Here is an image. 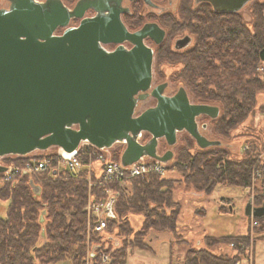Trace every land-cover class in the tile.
I'll return each mask as SVG.
<instances>
[{"label": "trees", "instance_id": "trees-1", "mask_svg": "<svg viewBox=\"0 0 264 264\" xmlns=\"http://www.w3.org/2000/svg\"><path fill=\"white\" fill-rule=\"evenodd\" d=\"M73 1L63 0L65 4ZM152 1L158 5L164 0ZM201 4L204 6L197 8ZM198 5L191 0H179L175 14L170 10L156 11L157 6L143 8L133 3L131 11L125 13V20L129 28L140 27L149 20L160 23L167 35L158 46H165L169 36L188 27L195 35L193 45L183 52L171 51L169 57L158 53L155 64L162 61L180 63L174 79L181 82L193 101L219 107L218 116L210 119L211 129L216 135L229 138L231 132L253 113L257 93L264 91V75L259 70L264 63V1L255 3L252 30L237 12L216 11L209 3ZM183 138L185 142L177 149L175 163L165 165L166 169L177 167L179 180L184 184L206 194L219 184L247 187L253 170L258 169L260 177L256 180L260 183V195L255 203L260 205L264 201V161L256 159L254 152L259 146L253 142L255 140L247 137L242 155L233 157L228 148L221 145L194 147V139L188 135ZM56 153L57 147L52 146L39 154L6 155L4 160L21 164L31 157L54 158ZM120 154V149L115 151L112 160L118 161ZM82 160L84 168L77 174L66 169L56 174L54 171L21 174L15 181L0 186V199L8 200L5 214L0 215V264L58 261L86 264L90 249H93L90 254L94 264H126L127 242L132 247L146 249L148 244L144 238L149 231L176 233L180 205L173 199V186L177 180L151 173L133 176L124 182L112 180L100 184V173H96L93 163L90 171L86 167L90 158L85 154ZM52 163L56 164V159ZM35 177H39V181H34ZM106 189L112 191L113 196L108 195ZM109 197L113 199L112 215L107 216L105 229L91 231L88 199L100 202ZM129 215L142 216L138 230H133ZM41 218L45 220V241L38 245ZM254 218L261 223L259 231H264V216ZM110 232L123 237L121 246L111 244ZM130 235L133 239L128 238ZM202 240L203 247L185 249L182 264H236L250 243L247 234L204 235ZM231 243L235 252L211 250L214 245ZM103 254L109 256L108 262H101Z\"/></svg>", "mask_w": 264, "mask_h": 264}, {"label": "water", "instance_id": "water-1", "mask_svg": "<svg viewBox=\"0 0 264 264\" xmlns=\"http://www.w3.org/2000/svg\"><path fill=\"white\" fill-rule=\"evenodd\" d=\"M7 1L0 7V157L52 146L70 153L81 142L100 149L123 143V165L146 156L166 164L173 151L159 153L160 138L169 147L185 131L200 148L222 144L201 132L206 123L197 122L202 115L216 118L217 105L190 102L183 86L172 95L164 92L166 82L152 86L153 52L144 39L158 44L164 29L151 21L129 31L120 16L128 11L123 0H76L72 7L63 0ZM194 1L237 12L251 0ZM88 10L94 14L86 16ZM72 19L78 24L69 25ZM189 41V36L178 38L175 47ZM108 43L118 45L107 50L103 44ZM148 96L155 105L136 113ZM143 131L150 134L144 143L139 140ZM6 168L0 165V172ZM112 203L110 198L109 216ZM244 213L263 217L264 201L248 200Z\"/></svg>", "mask_w": 264, "mask_h": 264}, {"label": "rangeland", "instance_id": "rangeland-1", "mask_svg": "<svg viewBox=\"0 0 264 264\" xmlns=\"http://www.w3.org/2000/svg\"><path fill=\"white\" fill-rule=\"evenodd\" d=\"M177 1V2H176ZM164 0L157 5V10H170L175 14L178 13L177 6L179 0ZM192 1V0H191ZM264 0H251L237 11L238 16L248 24V27L252 30V23L254 22V6L255 3H261ZM76 2L67 3L66 5L72 7ZM192 4L194 2L192 1ZM7 0H0V7L7 6ZM142 5L141 7H145ZM176 6V7H175ZM264 14V11H263ZM75 21H71L69 25L76 24ZM62 30V29H61ZM57 30V32H61ZM184 31H180L174 35L169 36L168 42L165 46H174V40L178 37L183 36ZM147 43V42H146ZM150 43V42H149ZM150 45H152L150 43ZM181 64L176 62L162 61L159 65L155 64L153 60V76L156 78L154 82L162 81L166 78H172L173 82L169 83L167 93H172L177 85H182L177 79H174V72L180 68ZM256 107L240 125H238L232 132L229 138H223L216 135L211 129L212 121L210 118L203 116L202 119L206 121V128L204 133L214 139L221 140V146L228 148L231 156L238 157L242 155L246 145V138L250 137L251 140H255L259 147L255 153L258 162L264 161V91L258 92L256 95ZM154 103V99H146L139 103L136 108V113L142 111L145 107ZM247 134H244L246 133ZM188 135L187 132L181 131L177 133V141L172 146H167L164 139H160L158 147L161 150L171 148L173 151V157L169 161L172 164L175 163V154L178 147L182 146L185 141L184 136ZM192 138V137H191ZM256 138V139H254ZM193 139V138H192ZM82 144V143H81ZM196 147V143L194 141ZM249 145V143H248ZM124 144L114 143L110 148L103 149L101 152L104 157L112 159L115 151L122 152ZM59 148H57L58 150ZM54 149H51L53 151ZM159 150V149H158ZM194 150V148H193ZM192 150V151H193ZM40 151L33 153L39 154ZM121 155V154H120ZM0 162H3L7 166L15 167L21 164L7 163L4 157L0 158ZM93 165L96 169V173H100V161L94 160ZM185 165L182 166L184 169ZM165 176L177 180L173 186V199L180 205L179 213L177 215V229L176 235L168 231H149L144 240L148 244V248L142 249L139 247H132L128 242L125 244L127 259L126 264H182L184 251L188 246L203 247V236H221V235H237L247 234L249 236V246L241 254L239 264H264V231H259L261 223L258 225H251L250 216H246L244 213V207L248 200H251L253 205H256V197H258L260 183L257 180H252L250 185L247 187L228 186V185H217L210 194H206L204 191H198L188 184H184L180 178V170L173 166L171 169H166ZM18 175H10L6 179L5 175H0V186L5 182L15 181ZM5 177V178H4ZM15 178V179H14ZM34 181H39V177H35ZM93 184V183H92ZM108 195L113 196V192L106 189ZM110 198V197H109ZM103 198L100 200L102 203H107L110 199ZM95 200V199H94ZM96 201V200H95ZM97 202V201H96ZM99 202V201H98ZM8 204V200L0 199V215L5 214V210ZM168 212L169 209L165 208ZM88 214V213H87ZM43 216V214H41ZM132 223L133 230L140 228V222L142 220L141 215H129ZM89 219V215H88ZM42 232L38 240V245H42L45 241V234L43 226L45 220L41 218ZM92 231V230H91ZM111 244L113 246H121L123 244V237L115 235L116 233L110 232ZM133 239V236L130 237ZM183 240H186L183 242ZM171 243V245H170ZM232 243L230 245H214L211 250L213 252H235L232 249ZM242 248V245H240ZM93 250V249H92ZM90 251L86 255V264H94ZM48 264V263H47ZM49 264H71L68 261H58L56 263Z\"/></svg>", "mask_w": 264, "mask_h": 264}, {"label": "built area", "instance_id": "built-area-1", "mask_svg": "<svg viewBox=\"0 0 264 264\" xmlns=\"http://www.w3.org/2000/svg\"><path fill=\"white\" fill-rule=\"evenodd\" d=\"M259 70L264 75V63L259 67ZM102 150L103 149L97 148L94 145L85 142L70 153H66L63 150L58 149L56 153L57 155L54 158L31 157L30 160L15 167H10L3 162H0V165H5L7 167L4 171L0 172V175L2 173L5 175L6 179H8L10 175H34L42 171H54V173H57L61 169H66L77 174L79 170L84 168L82 157L85 154L91 160L86 165L88 171L91 169L93 163L92 160H99L102 164L98 181L100 184L112 180L124 182L133 176H145L151 173L165 176V172L167 171L165 163H162L152 157H140L137 161L129 165H123L119 160L115 161L111 158L104 157L101 152ZM53 159H56V164L52 163ZM258 177H260V171L258 169H254L252 172V180H256ZM107 204L108 202L106 204L96 202L93 198L88 199L87 211L92 231L102 232L105 229L106 218L108 216L106 210ZM250 222L251 225L258 224V221L254 217H251ZM100 260L101 262H108L109 256L107 254H103ZM236 264L239 263L237 262Z\"/></svg>", "mask_w": 264, "mask_h": 264}, {"label": "flooded vegetation", "instance_id": "flooded-vegetation-1", "mask_svg": "<svg viewBox=\"0 0 264 264\" xmlns=\"http://www.w3.org/2000/svg\"><path fill=\"white\" fill-rule=\"evenodd\" d=\"M173 1H176V0H173ZM193 2H194V4H196V5H198V4H200V3H208V2H206V1H201V2H195L194 0H192ZM177 2V1H176ZM133 3H135V5H139V6H144V5H146V6H149V5H147V4H145L142 0H133V1H130V0H123L122 1V6L123 7H127L128 8V11H126V12H123V13H121V20H122V22L124 23V25L126 26V28L129 30V31H134V30H136V29H138V28H140L145 22H151L152 20H149V21H145L140 27H137V28H129L128 27V25H127V23H126V20H125V13H129L130 11H131V9H132V7H133ZM142 3V4H141ZM210 4V3H209ZM157 5V4H156ZM211 5V4H210ZM203 7L204 5L203 4H201V5H198V7L197 8H199V7ZM150 7H152V6H150ZM176 7V6H175ZM212 7V6H211ZM94 14V12L92 11V10H88V11H86V13H85V15L86 16H89V15H93ZM193 19V18H192ZM77 22H76V24H73V25H77L78 24V19H75ZM196 20V19H195ZM71 21H73V19L71 20ZM70 21V22H71ZM154 22H156V21H154ZM157 23V22H156ZM161 28H163L164 29V36H163V39L161 40V42L160 43H158V44H156L151 38H149V37H147V38H145L144 39V42L152 49V52H153V59H152V86H154V85H156V84H159V83H163V82H166V86H165V90H164V92H165V94H167V95H172V94H174L176 91H177V89L180 87V86H182V85H177V87H176V89L172 92V93H167V88H168V85H169V83H172L173 82V80H172V78H166V79H164V80H162V81H159V82H154V80H156V78L153 76V60H156V56H157V54L158 53H161V54H163L165 57H169L170 55H171V51H178V52H183V51H185V50H187V49H189L192 45H193V43H194V41H195V35L193 34V33H190L189 31H188V27H185V29L183 30L184 32V34H183V36H189L190 37V41L188 42V44H186L185 46H183V47H180V48H177V47H175V41H176V39H178V38H181V37H183V36H181V37H178V38H176L175 40H174V46H158L159 44H161L164 40H165V38H166V35H167V32H166V29L160 24V23H157ZM186 26H188L189 25V22L188 21H186ZM72 25V24H71ZM63 30V29H62ZM62 30H61V32H62ZM61 32H57V33H61ZM152 44V45H150V43ZM118 45V43H108V44H103V47L105 48V49H107V50H112V49H114L116 46ZM122 45L124 46V47H126V48H130L131 47V43H129V42H127V41H124L123 43H122ZM184 87V86H183ZM185 88V87H184ZM186 90V89H185ZM186 92H187V90H186ZM187 95H188V98H189V100H190V102H192V103H199V102H195V101H193L192 99H191V97L189 96V94L187 93ZM150 98H152V99H154L153 97H151V96H148L146 99H150ZM145 99V100H146ZM141 102V101H140ZM139 102V103H140ZM155 102H156V100L154 99V103L153 104H150V105H148L147 107H150V106H153V105H155ZM139 103L137 104V107H138V105H139ZM136 107V108H137ZM147 107H145V108H147ZM144 108V109H145ZM143 109V110H144ZM219 112H220V110H219ZM137 113H139V112H137ZM203 116H205V115H202V116H200L198 119H197V122H198V124L199 125H201L202 123H206V121H204L203 119H202V117ZM208 117V116H207ZM209 118V117H208ZM211 119V118H210ZM201 132L203 133V134H205L204 133V129H202L201 128ZM206 135V134H205ZM207 136V135H206ZM150 138V134L149 133H147V132H145V131H143V132H141V134H140V138H139V140H140V142H142V143H144L145 141H147L148 139ZM210 138V137H209ZM160 139H163V138H160ZM160 139H158V142H159V140ZM120 144H123V143H120ZM158 152L159 153H162V152H164L166 149H164V150H161L159 147H158Z\"/></svg>", "mask_w": 264, "mask_h": 264}]
</instances>
